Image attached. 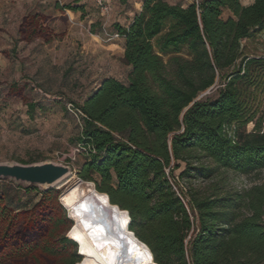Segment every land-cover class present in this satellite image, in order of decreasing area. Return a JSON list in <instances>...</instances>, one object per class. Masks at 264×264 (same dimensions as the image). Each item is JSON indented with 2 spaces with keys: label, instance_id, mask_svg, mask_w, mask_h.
<instances>
[{
  "label": "trees",
  "instance_id": "trees-1",
  "mask_svg": "<svg viewBox=\"0 0 264 264\" xmlns=\"http://www.w3.org/2000/svg\"><path fill=\"white\" fill-rule=\"evenodd\" d=\"M43 20L40 12L28 13L19 30L33 26L29 38L42 30L50 40ZM113 30L124 38L132 69L128 83L108 77L73 104L83 118L78 141L87 147L79 178L108 206L128 212L126 230L152 264H264V182L241 191L227 176L264 168V131L245 134L264 114V56L249 49L264 32V0H143L131 22H116ZM26 104L35 110V102ZM170 177L208 181L189 185L182 198ZM59 194L46 190L19 210L0 195V264L83 261L71 238L76 219ZM31 231L40 237L30 239ZM67 255L66 262L58 259Z\"/></svg>",
  "mask_w": 264,
  "mask_h": 264
},
{
  "label": "rangeland",
  "instance_id": "rangeland-1",
  "mask_svg": "<svg viewBox=\"0 0 264 264\" xmlns=\"http://www.w3.org/2000/svg\"><path fill=\"white\" fill-rule=\"evenodd\" d=\"M241 1L249 4L253 0ZM142 3L143 0H111L112 10L102 15L97 0H0V162L22 163L37 157L38 162L69 165L72 175L50 188L58 190L59 195L79 179L87 147L78 141L83 118L73 104L82 103L108 77L128 83L132 67L124 59V43L109 40L107 33L116 22L128 25ZM66 4L79 9L64 8ZM37 12L47 22L50 40L41 35L42 30L37 32L40 35L29 38L27 32L33 35V26L26 33L19 30L23 16ZM229 15L226 10L224 17ZM249 49L254 55L264 56V32L251 41ZM181 53L186 55L187 50ZM12 86L18 91H12ZM27 101L35 102L34 111L28 110ZM259 129L264 131V114L261 121L248 124L245 134ZM184 166L181 162L174 170L175 176ZM93 176L100 180L98 174ZM227 176L233 189L243 191L264 182V168L245 173L230 171ZM207 181L181 180L178 185L203 188ZM42 192L41 186L0 179V195L13 210L31 207ZM28 236L40 237L32 231ZM69 257L58 259L66 262ZM34 262V258L10 259L5 264ZM38 264L48 263L45 260ZM52 264L60 263L56 260Z\"/></svg>",
  "mask_w": 264,
  "mask_h": 264
},
{
  "label": "bare ground",
  "instance_id": "bare-ground-1",
  "mask_svg": "<svg viewBox=\"0 0 264 264\" xmlns=\"http://www.w3.org/2000/svg\"><path fill=\"white\" fill-rule=\"evenodd\" d=\"M93 188V184L79 178L61 195L70 216L76 219L71 236L80 240L87 253L80 264H152L145 247L126 230L127 214L108 206L107 197L98 195Z\"/></svg>",
  "mask_w": 264,
  "mask_h": 264
},
{
  "label": "water",
  "instance_id": "water-1",
  "mask_svg": "<svg viewBox=\"0 0 264 264\" xmlns=\"http://www.w3.org/2000/svg\"><path fill=\"white\" fill-rule=\"evenodd\" d=\"M71 173L72 170L69 165L53 161L33 163L0 162V179H10L17 184L41 186L44 191L52 188Z\"/></svg>",
  "mask_w": 264,
  "mask_h": 264
},
{
  "label": "built area",
  "instance_id": "built-area-1",
  "mask_svg": "<svg viewBox=\"0 0 264 264\" xmlns=\"http://www.w3.org/2000/svg\"><path fill=\"white\" fill-rule=\"evenodd\" d=\"M202 0H184V4H189V3H195L196 5H199ZM97 3L99 5V8L101 9V14L102 15H107L111 10V0H97ZM108 39H121L122 35L116 31V30H111L107 33ZM211 90H208L207 92H210ZM230 136H232L235 139L234 134L231 132ZM169 168H166V173L169 175ZM173 189L179 194L182 198V191H185L187 189L186 186H179V182H176L173 178L170 177ZM180 181V180H179Z\"/></svg>",
  "mask_w": 264,
  "mask_h": 264
},
{
  "label": "crops",
  "instance_id": "crops-1",
  "mask_svg": "<svg viewBox=\"0 0 264 264\" xmlns=\"http://www.w3.org/2000/svg\"><path fill=\"white\" fill-rule=\"evenodd\" d=\"M246 1L249 2V0H246ZM253 1H254V0H253ZM253 1H252V2H253ZM252 2H251V3H252ZM249 4H250V3H249ZM120 40L124 43V38H121Z\"/></svg>",
  "mask_w": 264,
  "mask_h": 264
}]
</instances>
